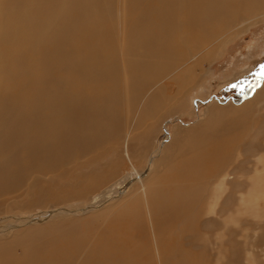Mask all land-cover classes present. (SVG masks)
Wrapping results in <instances>:
<instances>
[{
  "label": "bare ground",
  "instance_id": "1",
  "mask_svg": "<svg viewBox=\"0 0 264 264\" xmlns=\"http://www.w3.org/2000/svg\"><path fill=\"white\" fill-rule=\"evenodd\" d=\"M3 2L0 207L15 213L0 264H264V81L243 102L188 103L208 95L212 42L264 0ZM40 36L18 72L9 48ZM170 114L197 119L143 158L137 139Z\"/></svg>",
  "mask_w": 264,
  "mask_h": 264
},
{
  "label": "rangeland",
  "instance_id": "2",
  "mask_svg": "<svg viewBox=\"0 0 264 264\" xmlns=\"http://www.w3.org/2000/svg\"><path fill=\"white\" fill-rule=\"evenodd\" d=\"M4 7L5 4L3 0H0V16ZM41 38L43 37L40 36L36 39L35 37L32 39L28 37L26 40L28 45L24 48L16 50L15 52L13 49L9 48L12 53V62L18 72H23L27 67V63L33 62V60L28 59V57L31 53L35 55V52L39 48ZM224 38L225 36L220 37V42H222L221 44L218 42H212L213 47L220 46V49L212 60L205 62L200 66V69L202 70V82L197 92L206 91L208 92V95L204 98L202 103L189 98L188 103H190L192 105V109H196L197 112L212 104H227L234 100L239 103L248 100L252 98L254 92L264 81V76L260 75L261 71H264V69L261 68V66L264 65V16L257 19L254 23L249 25L247 29L237 35H234L228 41L223 42ZM1 47L2 46L0 45V77L4 72L3 62L5 54L8 52V46H4V48ZM45 50L47 54L52 52L50 45L46 47ZM48 60L52 61V58H49ZM58 63L59 65L66 64L64 52H62L59 56ZM34 68L35 66L32 67V74ZM243 71H248L250 74L252 72V80L240 83L229 82L234 73L238 74ZM3 77L5 78L3 79ZM0 79L4 80H0V92L2 91L5 93L8 91L9 81L5 74ZM231 80L237 81L235 78ZM224 83L227 84L225 85ZM2 95L3 93L0 96ZM262 113H264V111ZM169 116L170 117L167 121H171L169 123L162 124L159 131L154 129L145 139L142 140V137L137 139L138 146L136 147V150L143 158H146L148 153H153L157 149V143H160L159 148L162 149L161 146L166 143V140L167 142L170 140V131L172 130L173 125L182 124L183 126L190 127L197 119L195 118L197 115H195L194 118L183 117L181 120L177 114H170ZM263 144V141L260 140L258 142V147H261ZM150 157H148L146 166H151ZM240 160H243V157H240L233 165H240ZM5 198L8 200V194ZM6 208L7 207H0V221H2L0 222V225H3L6 220L15 213L10 207ZM49 208L55 209L56 206L54 204H50ZM245 236L248 237L247 234H245ZM257 248L259 247L257 246L256 249Z\"/></svg>",
  "mask_w": 264,
  "mask_h": 264
},
{
  "label": "snow or ice",
  "instance_id": "3",
  "mask_svg": "<svg viewBox=\"0 0 264 264\" xmlns=\"http://www.w3.org/2000/svg\"><path fill=\"white\" fill-rule=\"evenodd\" d=\"M261 68L264 69V65H262ZM260 75L264 76V71H261Z\"/></svg>",
  "mask_w": 264,
  "mask_h": 264
}]
</instances>
